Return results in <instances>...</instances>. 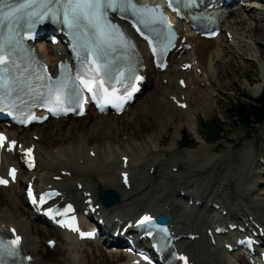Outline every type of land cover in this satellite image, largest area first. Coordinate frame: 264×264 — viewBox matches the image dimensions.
<instances>
[{"label":"bare ground","instance_id":"1","mask_svg":"<svg viewBox=\"0 0 264 264\" xmlns=\"http://www.w3.org/2000/svg\"><path fill=\"white\" fill-rule=\"evenodd\" d=\"M263 5L264 0H253L251 3H246L240 11L242 14L238 15L233 25L226 29L223 28L225 37L220 35L213 40H204L195 38L194 34L187 30L180 38V40L186 39V42H180L178 46L183 47L184 44H188L192 48L188 50L183 47V52L179 51L172 55L171 66L178 67L176 71L171 72V66L163 73L152 70V64L142 49L145 59L143 70L148 79L145 86L151 87L152 91L150 90V96L140 108L132 110V113L135 112L133 121L141 119L142 107L147 108V110H150L148 114H152L158 121L160 132L158 136L153 135L148 140H142L144 142L138 143L137 135H128L130 130L126 129L128 127L127 123L124 128V135L120 134V136H126L127 144L116 142L114 139L117 136L114 128L116 127L115 129L117 130L118 128L119 130L120 127H124L122 125L124 123L123 120L122 122L119 120L127 116L126 112L121 116L98 115L91 112L82 119L50 120L43 125L31 126L28 129L10 130L9 134L11 137L18 139L25 145H36L38 166L33 173L25 171L21 173L16 185H12L9 188H0V224L7 228L16 227L19 230V234L24 238L23 249L33 257L32 264H88L87 260L91 259L100 260V263L105 264L123 262L129 264L131 260L127 254L113 253L98 248L93 242H79L63 232L47 227H39L36 224L39 223V219H36L31 213L25 203L24 195L21 193L23 182H28L32 178H34L38 187L53 185L61 188L64 192V199L79 202L81 205H84V191L92 192L93 198L98 203L101 184L104 188H113L118 191L122 200L119 205L112 207L110 211L105 208L101 209L106 217V229H114L119 224L118 221L123 218H132L144 211L155 212L158 215L171 214L173 216V230L181 237L178 247L188 252L192 261L196 264H229L232 258L239 259L241 264H248L240 255L228 254L219 238L216 239V244H212L208 239L207 230L216 228L217 225L226 222L227 219H230L229 223L233 224L236 223V220L244 219L251 225L254 222L264 227V198L259 196L256 191V188L262 185V182L259 185L256 182V169L264 168V163L256 160L255 152L252 153L250 151L246 153L245 160H240V165L236 162L233 152L230 150L227 158L225 156V158L217 159L215 155L211 154L213 152L212 149L209 147H198L194 143H183L192 148L190 156L183 155L178 150V138L183 135V127L187 126L202 141H206L198 129L196 122L197 112L202 111L205 114L213 112L211 110H214V107L217 106L218 98L223 93V90L219 89V86L213 82L209 74L211 66H213L212 63L214 62L217 66H225V70L229 69L226 72H232L233 75H236L237 71L233 70L232 61L229 62L228 58L233 55L232 60L239 57L238 59H241V61L247 58V61L254 60L256 62L257 58H253L252 54L255 52L263 53L260 46L261 43L253 37L264 35ZM247 17L248 19H245ZM235 23L242 26L241 31L244 33H240V35H243L246 40L235 35V28L234 30L232 29L236 25ZM247 29L249 30L245 33ZM227 33L232 35L230 39L227 37ZM219 40L226 43L220 45V53L217 50ZM42 46L45 51L44 57L46 61L53 66L55 64L54 58L59 54V50L57 47L46 46L43 43ZM237 49L244 51V55L235 54ZM229 54H231L230 57ZM222 61L224 64L226 62V65L222 64ZM186 63H191L194 68L183 72L181 67ZM215 64L214 66H216ZM242 66H245V63H242L240 67L238 66L239 70H243ZM197 69H201L202 73H196ZM181 78L186 80L185 89L178 84V80ZM259 80L261 79L259 78ZM263 91L261 90L258 95L253 96L257 97ZM218 93L219 95L217 96ZM174 97L179 98L178 102L186 103V109L178 107L173 101ZM71 121L72 123L70 124ZM78 122L82 123L79 124ZM126 122L131 123L130 120ZM53 124L58 129L53 128ZM171 124H175L173 145L165 150L163 147L166 139L164 136L163 140V135L167 133V128ZM94 126H99V131L96 135H93L95 133ZM53 131H55L54 134H57L58 131L59 133L63 131L64 134L70 133V144H66L62 137L54 136ZM89 133L93 136H89ZM105 133L108 135H104ZM34 135L39 136L38 141L33 139ZM77 137H84V141L82 143L76 142ZM54 147H57L56 152L53 151ZM91 151L95 152L94 157L90 155ZM170 152H172V155L168 157L167 154ZM177 155L180 159L177 158ZM125 156L129 158L127 165H123L121 162V158ZM5 157L16 160L18 153L5 154ZM183 157L187 158L182 160ZM111 159L112 162L109 164ZM186 161L187 168L181 171L178 164L180 162L185 164ZM222 162H224V167L220 172H218L219 169L217 170L219 176L214 184H212V174H207L208 176L205 174L199 175V173H203V171L209 170L211 167H221ZM85 164L86 166L83 167ZM158 166L161 176L156 180L154 175L158 173ZM175 168L179 169L178 172L174 171ZM152 169L154 171L151 174ZM62 171H66L69 175L67 174L63 177ZM123 171L130 172L132 178L130 189H126L121 183L120 173ZM96 173L98 174L99 182L93 179ZM188 175L190 178H188ZM239 175H244V177L240 179ZM56 176H62L63 178L61 181H54ZM249 178L251 181H247ZM172 179H178L180 183H184L179 185L173 193L168 192ZM236 180L239 187L242 184H247L246 191L253 198V207H251V202L238 203L240 199L238 194L243 192L239 191L238 194L231 192L230 183ZM149 183L157 186L158 195L155 198H160L156 201L154 200L152 204L144 206L143 203H139L141 204L139 205L135 202L136 199L133 197V193L136 189L144 188ZM80 184L83 185V191L77 188ZM184 188L190 192L188 193ZM201 191L206 194L205 198H202L199 194ZM261 192H264V189ZM142 195L145 194L140 196L142 197ZM226 195L235 196L236 204L233 203L232 205L238 209L237 211L240 212L242 218L238 217L236 213L234 214L233 209H228L226 205L223 206L224 210H227L226 215H223L220 210L217 211L211 208L209 204L211 198L217 199ZM5 197L10 202L9 205ZM171 197L174 198L173 203ZM136 203L138 204V209L136 208L137 210L135 209L133 212L131 209L127 212L128 208ZM188 224L190 226H187ZM242 224L244 223L242 222ZM203 230L205 231L204 233L202 232ZM187 232L197 234V238L194 241L183 238ZM47 236L50 238L45 241L56 240L57 246L61 247V253L55 254L47 245L40 247V243Z\"/></svg>","mask_w":264,"mask_h":264},{"label":"rangeland","instance_id":"2","mask_svg":"<svg viewBox=\"0 0 264 264\" xmlns=\"http://www.w3.org/2000/svg\"><path fill=\"white\" fill-rule=\"evenodd\" d=\"M251 2H253V0H246L245 4L251 3ZM263 7H264V5H263ZM262 11H263V8H262ZM241 14L242 13L240 12V13H234L235 16L233 14L230 15V17L226 20L223 28L226 29L227 27L232 26L233 23L238 18V15H241ZM245 16H246V13H245ZM234 17H236V18H234ZM245 19H248V17ZM245 25L248 26L247 24H245ZM253 25H255V23H253ZM236 27H238L237 31H236ZM241 27L242 26H240L238 24H236L233 28L231 27L233 30L235 28L234 31L236 33L235 34L236 36L238 35L240 37H243V35H240V33L241 34L244 33L243 31H241L242 30ZM224 29H223V31H224ZM248 30L249 29H247L245 31V33ZM238 32H239V34H238ZM250 33H252V32H250ZM221 35H222V37H225L224 32H222ZM252 36H253V34H252ZM253 37L256 38V40L258 42L261 43V44L260 43L259 44L262 47L261 49L263 52L262 54L257 53V52L252 54L253 58H257L256 62L254 60H250V59H249L250 61H247L246 60L247 58H244L241 61V59L240 60L238 59L239 57L232 60V58H233V55H232V57L228 58V60H229V62L232 61L231 66L233 67V70L237 71L236 75H233L232 72H226L229 69L225 70V66H217L214 62L212 63L213 66H211V69L209 72V74L212 77L213 82H215L216 85L219 86V89L223 90V93H221L222 96H220L218 98V101L220 102V104H219V102H217V106L214 107V110L213 109L211 110L213 112H210L209 114H205L202 111L197 112L196 122L198 124V129H199L200 133L205 138H207L206 129L211 128L216 123L219 124L217 128L222 129L224 131L223 134L221 135V138L217 142L209 143V145H207V144H205L206 142L204 143L203 141H201L195 135V133L192 130H190L187 126H184L183 127V135L180 138H178V141H179L178 150H180L183 155L190 156V154L192 153V151H191L192 148L189 145H184L183 143H194L198 147H209L210 149H212L213 152H211V154L215 155L217 157V159L225 158V156L227 158L228 153H230L229 152V150H230L231 152H233V155H234L233 157L236 159V162L239 163V165H240V160H245L246 153L248 151H250L252 153L255 152L256 160H260L261 162L264 163V153H263V151H264V124L258 125L250 131L248 129L239 127L235 123V121L233 120L234 118H232L230 116L231 115L230 110H231L232 103L234 101H236L239 97H242L243 95H248V96L250 95L251 97L256 98L253 95H258L261 90L262 91L264 90V83H263L264 82V69H263V67H264V58H263L264 57V35H262L260 37L259 36H253ZM243 39H245V37H243ZM224 44H226L225 41L220 42V40H219V42H218L219 46L217 47V50L219 53L221 52L220 45H224ZM256 46H257V43H256ZM253 49H255V48H253ZM257 49H258V46H257ZM235 54H239V55L243 56L244 51L237 49ZM254 54H256V55H254ZM230 55L231 54H229V57H230ZM242 63H245V66H242L243 70H239V67L241 66ZM214 64L216 66H214ZM222 64H224L223 61H222ZM224 65H226V62ZM218 69L220 70V74H221L220 76H219V70ZM170 70H171V72L176 71V70H178V67L171 66ZM259 78L263 82L261 80H259ZM254 82H255V84H254ZM150 90H151V87L148 86L146 91L144 92V94L137 99V102L134 105L130 106V108L126 111L127 116H125V118L119 120L120 122H122V120H123L124 123H122V125L124 127H120L119 130H118V128L116 130L115 129L116 127L114 128V132H116L115 135L117 136L114 139L116 142H119V143L124 142L125 144H127L126 143V136L125 137L120 136V134L124 135V128H125V125L127 123H128V127H126V129L130 130L128 135L129 136L137 135L138 143L144 142L142 140H145V141L148 140L153 135L154 136L159 135L160 132H159V128H158V125H159L158 121L155 117L152 116V114H148L150 112V110H147V108L145 109L144 107H142L143 108V111H142V117L143 118L141 117V119L139 121H135V120L133 121V119H134L133 114H135V112L132 113V110L135 108H140L142 106V104L150 96V93L152 91V90L151 91ZM218 95H219V93L217 94V96ZM128 120H130L131 123L126 122ZM71 123H72V121L70 122V124ZM78 123L80 124L82 122H78ZM53 128H57V127H54V124H53ZM93 128L95 131V133L93 135L98 134L99 126H94ZM176 130H177V126H176ZM174 131H175V124L169 125L167 128V133L165 135H163V140H164V136L166 139L163 149L167 150L169 147H172V145H173V132ZM54 132L55 131H53L52 133L54 134ZM110 132H112V131H110ZM156 133H158V134H156ZM63 134H64L63 131H61L60 133L58 131V133L54 134V136L62 137L66 144L67 143L70 144V141H71L70 133L64 134V135ZM91 135L92 134L89 133V136H91ZM104 135L107 136L108 134L105 133ZM236 135H238V136H236ZM113 136H114V134H113ZM68 139H69V141H68ZM83 141H84V137H79V138L77 137V139H76V142H79V143H82ZM184 146H186V147H184ZM233 149H234V151H233ZM56 150H57V147H54L53 151L56 152ZM261 153H263V154H261ZM171 155H172V152L167 154L168 157H170ZM177 158L180 159V157L178 155H177ZM185 158H187V157H183L182 160H185ZM111 162H112V159H111V161H109V164ZM214 164H212V165H214ZM85 166H86V164L83 167H85ZM178 167L181 169V171L185 170L187 168V161L185 164L183 162H180L178 164ZM223 167H224V162H222L221 167H218V168L211 167L209 170H205V171H203V173H199V175H201V174H205V175L212 174L213 175L212 184H214L217 181V178L219 176L218 172L222 171ZM218 169H219V171L217 172ZM157 171H158V173H156L154 175L156 180L158 178H160V176H161L159 166L157 167ZM262 172H264V168L260 167V168L256 169V173H257L256 182L258 183V185L261 184V182H262V185L259 186L258 188H256V191L258 192L259 196L264 198V192H261L262 189H264V174L262 175ZM97 173H99V172H97ZM97 173L93 176V179L96 182H99V177H98ZM239 177H240V179H242L244 177V175H239ZM188 178H190L189 175H188ZM247 181H251V179L249 178ZM237 183H238L237 180L231 181L230 187H231V192L233 194H238L239 191L243 192L242 194H238L240 196L238 203L244 204L243 202H245V203L251 202L250 203V204H252L251 207H253V204H254L253 198H251L248 195V192L246 191L247 184H242L239 187V185ZM182 184H184V183H180L178 179H172L171 184L169 185L170 190L168 192L173 193L176 190V188ZM184 189L187 190L188 193L190 192L188 189H186V188H184ZM103 190H104V187L101 184L100 192H102ZM141 194H145V195H142V197H141L140 196ZM199 194L201 195L202 198L206 197V194L203 191L199 192ZM22 195H23V193H22ZM157 195H158V188H157V186H154L153 183L147 184L144 188L136 189L135 192L133 193V197L136 199L135 202H137L138 204L143 203L144 206L152 204L154 202V200L155 201L158 200L160 197L155 198ZM143 198H144V200H142ZM5 200H6V197H5ZM141 201H143V202H141ZM171 201H172V203L174 202L173 197H171ZM6 202L8 203V205L10 204V202H8L7 200H6ZM213 202H218L220 204L222 203L224 206L226 205V207L228 209H233L234 214L236 213V215L238 217H242L240 212L237 211L238 209L232 205L233 203L236 204L235 196L226 195V196H220L217 199L211 198L210 203L214 204ZM137 203L135 205L129 207L127 212L131 209H132L131 211L133 212L138 207ZM139 205H141V204H139ZM247 208H249V207L247 206ZM243 209H246V208H243ZM36 224L39 227H45L44 225H42L40 223H36ZM187 226H190V224H188ZM202 232H204V230ZM48 238H50V237L47 236L42 240V242L40 243V247L47 245V242L45 240H47ZM96 246L99 247V245H97V244H96ZM86 249H90V248H86ZM52 252H54L55 254H58L59 252L61 253L62 252L61 247L57 246V249L52 250ZM87 254H88V252H87ZM231 260L232 261H229V264H241V262L237 258H232ZM99 261L100 260L96 261L93 259L87 260L88 264H105V263H100Z\"/></svg>","mask_w":264,"mask_h":264},{"label":"snow or ice","instance_id":"3","mask_svg":"<svg viewBox=\"0 0 264 264\" xmlns=\"http://www.w3.org/2000/svg\"><path fill=\"white\" fill-rule=\"evenodd\" d=\"M180 4L181 0H169V6L172 3ZM189 3L194 0H188ZM7 9V11H5ZM108 10L127 12L131 10L134 16L140 19L143 24H164L168 28L169 42L174 36L172 26L167 21V18L162 14L157 15L154 9L138 7L133 0H19L14 3L13 0H0V26L5 24L9 31H14V25L18 24L22 19L29 23H37L44 19L51 17L53 20L59 21L65 25L72 33L77 42V46L91 53L95 59L91 61L92 67L83 74L76 75L73 80L74 84L71 89L68 88L66 81H57L55 86L48 87V93L44 96L42 102L48 106L50 112L66 111L65 105H81L84 102L83 92L86 90L91 94L93 100H102L104 104H113L120 110L123 102L131 99L132 92L136 91L132 88L127 92L126 96L119 94L117 84L124 85V74L119 73V79L111 74L108 64L101 65L99 61L103 60L108 51H115V45L127 48L128 44L123 39V34L119 33L114 26L107 20ZM177 11V9H173ZM14 37L10 36L7 43L13 44ZM12 49L5 53V44L0 43V66L6 65L9 60L7 57L11 56ZM103 69V75H101ZM43 79V77H38ZM78 81V84L75 83ZM115 81V83L113 82ZM111 89V90H110ZM43 94L37 93V98ZM103 111V107H101ZM82 114V113H81ZM36 119V117H33ZM22 123L24 121H21ZM6 137L0 134V148L5 147ZM17 147L15 141H11L8 145V150L12 151ZM27 155L31 156V150H27ZM31 166V165H30ZM16 170L12 169L9 175L13 180L16 178ZM0 184L7 185L8 180L0 178ZM32 197V202L36 204L39 202L43 204L46 198H50L49 194L45 193L37 197L29 191ZM68 211H71L69 207ZM151 217H144L141 225L151 224ZM73 231H78V228L73 224H69ZM81 235H85L81 233ZM91 235V234H88ZM21 238L16 236L14 240L4 241L0 240V264H8L5 257L12 259L20 258ZM26 260H31V257H24ZM180 260L187 264V258L180 257Z\"/></svg>","mask_w":264,"mask_h":264},{"label":"trees","instance_id":"4","mask_svg":"<svg viewBox=\"0 0 264 264\" xmlns=\"http://www.w3.org/2000/svg\"><path fill=\"white\" fill-rule=\"evenodd\" d=\"M230 112V116L239 127L251 130V127L264 124V92L257 98L248 95L239 97L232 103ZM218 125L216 123L209 129L213 141L217 140L222 132L217 128Z\"/></svg>","mask_w":264,"mask_h":264},{"label":"water","instance_id":"5","mask_svg":"<svg viewBox=\"0 0 264 264\" xmlns=\"http://www.w3.org/2000/svg\"><path fill=\"white\" fill-rule=\"evenodd\" d=\"M102 204L109 208L117 203L120 202V195L119 193L111 188H106L99 196ZM172 219L170 216L168 217H159L158 221L160 223H168L170 222Z\"/></svg>","mask_w":264,"mask_h":264}]
</instances>
